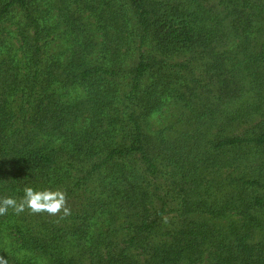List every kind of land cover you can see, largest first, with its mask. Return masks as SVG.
<instances>
[{
    "label": "trees",
    "instance_id": "trees-1",
    "mask_svg": "<svg viewBox=\"0 0 264 264\" xmlns=\"http://www.w3.org/2000/svg\"><path fill=\"white\" fill-rule=\"evenodd\" d=\"M25 187L70 215H0L3 264H264V0H0V200Z\"/></svg>",
    "mask_w": 264,
    "mask_h": 264
},
{
    "label": "clouds",
    "instance_id": "clouds-1",
    "mask_svg": "<svg viewBox=\"0 0 264 264\" xmlns=\"http://www.w3.org/2000/svg\"><path fill=\"white\" fill-rule=\"evenodd\" d=\"M26 208L33 213L44 211L55 215L62 211L64 216L70 215L66 193L60 189L25 187L23 198L19 201L13 197L0 200V215L6 214L9 209L20 214ZM0 264L3 262L0 261Z\"/></svg>",
    "mask_w": 264,
    "mask_h": 264
},
{
    "label": "rangeland",
    "instance_id": "rangeland-1",
    "mask_svg": "<svg viewBox=\"0 0 264 264\" xmlns=\"http://www.w3.org/2000/svg\"><path fill=\"white\" fill-rule=\"evenodd\" d=\"M166 112L165 113H167L168 115L170 114V112H172L173 110H172V108H169V109H166L165 110ZM174 111H176L175 109H174ZM174 111H173V113H174ZM167 115V116H168ZM164 117V118H163ZM172 119H168L166 116H162V115H158L156 118H154L153 120H152V127H154V128H157L158 127V124H159V122H160V126H163V125H168L169 123L168 122H170ZM165 122V123H164ZM170 125V124H169Z\"/></svg>",
    "mask_w": 264,
    "mask_h": 264
}]
</instances>
